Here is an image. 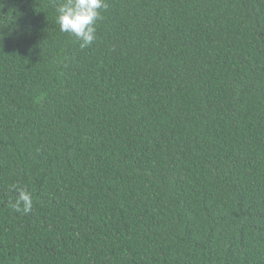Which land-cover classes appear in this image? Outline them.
<instances>
[{
  "label": "trees",
  "instance_id": "1",
  "mask_svg": "<svg viewBox=\"0 0 264 264\" xmlns=\"http://www.w3.org/2000/svg\"><path fill=\"white\" fill-rule=\"evenodd\" d=\"M57 2L0 0V264H264V0Z\"/></svg>",
  "mask_w": 264,
  "mask_h": 264
},
{
  "label": "clouds",
  "instance_id": "2",
  "mask_svg": "<svg viewBox=\"0 0 264 264\" xmlns=\"http://www.w3.org/2000/svg\"><path fill=\"white\" fill-rule=\"evenodd\" d=\"M106 8L105 0H58L55 4L56 23L61 32L78 38L83 49L96 40V24ZM22 200L24 210L28 211L31 207L30 197L25 194Z\"/></svg>",
  "mask_w": 264,
  "mask_h": 264
}]
</instances>
